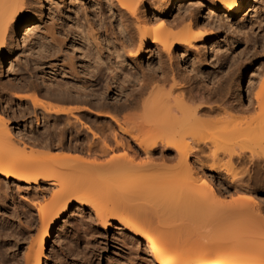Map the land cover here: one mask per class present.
Listing matches in <instances>:
<instances>
[{
	"label": "rangeland",
	"instance_id": "1",
	"mask_svg": "<svg viewBox=\"0 0 264 264\" xmlns=\"http://www.w3.org/2000/svg\"><path fill=\"white\" fill-rule=\"evenodd\" d=\"M28 4H31V7L28 5L26 8L25 24L22 23L17 29L14 41L7 42L5 57L0 62V92H3L0 93L3 99V102L0 101L2 110L0 111L3 114L6 113L10 121V129L17 139L37 143L35 151H31V153H37L34 158L43 161L46 157L52 156V153H57L61 157L65 156V153L81 155L82 162L77 163H81L79 168L74 162L78 173L75 168L72 170L73 173L62 171V169L57 170L58 166L56 170H48L47 174L53 178H91L88 181L83 179L87 186L83 180L80 182L78 180L77 184L74 182V186L85 190L83 192L87 190L86 193L89 195L94 194L100 198V202L106 201L101 198L103 195L107 193L109 197V194L110 196L112 194L108 188V181L104 182L107 178L113 183L117 179L111 180V178H128L130 173L133 178H147L149 175L152 178H156V175H160L161 178H176V162L164 163L157 158L148 159L143 152L134 154V151L139 150L138 146L132 142V149L125 148L126 135L118 130L119 125L120 128L127 127L128 131H135L137 128V133L140 134H145L146 128L148 131L151 127L148 125L153 124V117L144 109L143 104L150 100L151 92L157 86L161 91L160 87H164L167 82L163 81L165 77L171 78L172 73L176 74L179 82L186 87L191 85L195 91L204 89L235 93L239 90L237 87H240L245 106L250 105L247 88L251 77L256 79L253 95L260 92L264 84V70L260 69L264 62L259 60L263 58L264 0H251L244 13L235 19H228L221 10H214L211 13L209 6L201 0H174L171 9L169 8L166 12L160 4L156 9L149 7L146 13L148 18L155 20L163 18L169 22L189 15L190 12L198 13L196 15L201 28L196 29L194 33H201L204 37L195 44L196 48H176L172 56L162 53L153 45L140 53L138 58H133V53L137 50L130 44L132 32L133 37L137 36V26H134L133 21L125 22L131 34L126 32L124 27L120 28V16L115 9L116 0H28ZM159 22V24L154 22V25L160 26L161 21ZM38 26L40 28H37ZM167 27L175 30L173 27ZM32 29L34 32L31 31ZM137 39L135 38L138 45ZM152 84L155 85L152 86ZM150 86L155 88L149 89ZM20 87L24 90L20 91ZM168 87L169 85H165L164 90ZM17 91L23 93L24 97L37 98L39 103L34 105L32 97L19 100L14 95ZM85 106L90 107L94 112L76 111L69 118L68 115L47 114L46 110L49 109L48 107L82 109ZM248 111L251 113L247 111L244 114L231 113L236 117L239 114L251 116L252 113H260L258 105ZM96 112L109 114V117L99 116ZM221 115L217 116L224 119V114ZM110 116L118 119L120 124L113 121ZM126 118L132 120V125L136 120V128L131 125V121L125 120ZM117 141H123L121 143L123 149ZM125 158L130 162H127ZM170 170L175 171V174ZM199 170L204 172L206 177L213 179L214 187L219 194H227L229 189H227L228 184L224 183L226 178L224 173H220L223 176L219 177L218 174H211L207 168L205 171L200 168ZM153 173L159 174L153 175ZM99 179H103V182ZM2 182L0 183V253L3 254L4 250H8L4 253L5 255L3 254L8 258L7 264H26L28 248L31 247L42 227L37 208L50 201L57 187L41 183L39 186L18 188L14 181ZM111 182L109 184H112ZM88 185H90L89 188ZM99 190L104 191L103 195H100ZM165 190L172 191L169 188ZM261 190L258 201L262 206L260 213L264 217V187ZM241 195H244L243 198L246 197L245 194L233 197L236 196L234 199L237 200V196L240 198ZM150 200L152 199L149 198ZM149 201L146 200L144 204L147 205ZM152 203L148 205L154 208ZM149 210L150 208H147L146 211ZM209 211L210 217L212 212ZM217 213L219 217V212ZM206 215H203L204 221H201L204 222V228L208 227L211 231L208 230L206 240L221 238L219 240L221 244L218 243L230 250L228 246L232 245L231 240L228 241L227 233L232 227L236 231L239 228L245 229L238 227L242 222L230 225L234 219L225 220L228 225L223 229L219 227L218 221L216 225L219 230L214 224L216 222L214 216L217 214H213L211 220L209 217L206 218ZM205 219H208L207 222ZM213 219H215L214 222ZM248 222L245 220L244 223L247 224L245 226L249 228L247 232L250 233L255 226L252 222L249 224ZM112 226L105 231L104 227L97 223L91 206L81 207L78 202H74L62 221L57 224L48 242L43 264H129L128 257L131 252L129 253L122 244L123 241L121 242L122 231L116 229L121 225L112 222ZM203 226L200 227L203 228ZM204 228L201 229L202 234L207 232ZM243 232L246 233V229ZM96 238L99 242L102 241L100 250L96 249L98 244H94ZM133 256L130 259H134V264H143V261L149 258L146 254L144 255V251ZM234 258H226L223 264H232L236 260Z\"/></svg>",
	"mask_w": 264,
	"mask_h": 264
},
{
	"label": "bare ground",
	"instance_id": "2",
	"mask_svg": "<svg viewBox=\"0 0 264 264\" xmlns=\"http://www.w3.org/2000/svg\"><path fill=\"white\" fill-rule=\"evenodd\" d=\"M201 1L209 6L211 13L214 10H221L228 19H235L244 13L251 0ZM173 3L174 0H116V8H114L117 9V14L120 16V28L124 27L125 31L129 33V29L125 25L127 21H133L135 22L134 26H137V36L133 37V32L132 36L130 35V44L137 50L136 53H133V58H138L140 53L145 52L153 45L169 56H172L176 48L197 47L195 44L204 37L201 33H194L196 29L201 28L199 18L196 15L198 13L190 12L189 15L172 20L173 22L163 18L150 19L146 15L149 7L156 9L157 5L160 4V7L163 6L166 12L169 8L171 9ZM28 5L31 7L28 0H0V62L5 57L7 42L9 40L14 41L17 29L21 27L27 18L26 8ZM161 11L160 15L163 12ZM159 21H161V24L156 27L154 22L159 24ZM221 24L220 26H223ZM166 26L173 27L175 30H170ZM229 26L231 27L230 23ZM27 29L29 28L27 27ZM35 31L37 30L35 29ZM129 34H131V31ZM135 38H138V45ZM262 51L263 58L259 60L264 62V40L262 41ZM261 65L262 68L260 69L264 70V63ZM177 79L176 74L173 73L171 78H164L163 81L169 83L166 82L165 84L169 85L165 89L166 91L164 90L165 85L160 87L161 91L158 86L156 89L151 86L149 88L154 89V91L151 92L150 100L144 103L143 107L153 117V126L148 125L152 127H150L151 132L148 127L149 132L146 131V128L145 131L143 130L145 134L137 133L136 120L132 125L130 118L125 120L131 121V125L136 128H134L136 132L130 129L128 131L127 127L126 130L122 124L121 128L118 125V130L126 135L124 138L127 144L125 148L132 149L131 143L133 142L140 150L137 149L138 151H134V154L143 152L148 159L157 158L164 163L176 162L177 173L175 174V171L170 170L176 178H161L160 175H156L159 173H153L156 178H152L150 175V178H133L130 173L129 177L132 176L131 178H111V180L117 179L114 183L108 178L106 180L103 178L105 183L108 181V188L112 192L111 196L109 194V197H107L106 192L107 195H103L104 191L100 192L99 190L100 195H103L101 198L106 200L104 203L103 200L101 203L100 198H97L94 194H87V190L83 192L85 190L74 186V182L77 184L80 180L88 181L91 178H53L47 174L48 170H56L58 166L59 169L57 170L62 169V171H72L76 166L79 168L81 163H77L82 162L81 155L65 153V156L61 157L57 153H52L53 155L46 157L45 161L34 158L37 153H31V151H35L37 143L17 139L10 129V121L6 117V113H1L2 110L0 109V183L1 181L5 183L14 181L18 188L39 186L41 183L52 184L57 187V190L53 191L50 201L48 200L47 204L39 205V208H37L42 227L32 245L30 244L31 247L28 248L26 264H43L48 242L51 240L57 224L62 221L74 202H78L81 207L91 206L97 223L101 224L105 231L113 227L112 222L121 225L116 229L122 231L121 242L123 241L124 247L129 250V253L131 252L128 258L130 259L134 254L138 255L144 251V255L146 254L149 258L145 262L143 261V264H223V261L229 257H235L234 259H236L232 264H264V217L260 213L262 206L258 201L259 192L264 187V84L260 92L253 95L256 79L251 77L247 88L250 105L245 106L240 87H237L239 90L235 93L224 92V90L207 91L201 89V91L199 89L195 91V88L189 86L187 82L186 84L189 87H186ZM180 81L182 80L180 79ZM154 85L152 84V86ZM20 88V91L24 90L22 87ZM3 91L5 92V90ZM14 95L19 100L28 98L18 91ZM31 97L29 98L31 99ZM33 100L34 105L39 103L37 98ZM0 101L3 102L1 95ZM256 105L260 109L259 114L241 115L242 113H251L248 110L253 109ZM48 108L46 109L47 114L68 115L69 118L76 111L94 112L88 106L82 109L75 107ZM231 112H241L239 115L243 117H238L239 115L236 117ZM96 113L99 116L109 117V114L106 113ZM223 114L224 119L217 116H223ZM215 117L217 118L215 119ZM110 118L120 124L118 119L112 116ZM125 120L124 122L127 123ZM140 120L141 122L144 121L142 118ZM138 122L140 123L139 120ZM59 144L62 143L59 142ZM121 145L120 148L123 149V145ZM28 151H30L29 154ZM125 159L127 160V158ZM127 162H130V160L128 159ZM77 168H75L76 173H78ZM199 168L202 171L207 168L211 174H218L219 177L223 176L220 173H224L226 175L224 183L228 184L227 189H229L227 194L225 193V195L223 192V194H219L214 187L213 179L206 177L205 173L201 172ZM148 171H146V174H148ZM102 180L100 181L103 182ZM172 181L173 183H170ZM109 182L112 184H109ZM91 183L93 182L91 181ZM97 186L94 188L96 189ZM89 187L90 185H88ZM165 188L172 191H167ZM219 192L221 193L220 190ZM233 194H245L247 198H243L244 195H241L240 198L237 196L238 199L236 200L234 199L236 196L233 197ZM149 198L152 199L151 202ZM146 200L149 201L148 203L153 202L151 205H154V208L149 207L150 204L148 205V203L147 205L144 204ZM221 200L226 201V203L223 204ZM145 206H148V209L150 208V212L146 211ZM209 210L212 212L211 216L217 214L216 217L214 216L216 220H212L213 222L216 221L214 224L217 229L219 227L224 229L228 225L225 220L229 219L236 221L229 220L231 221L230 225L242 222L238 227L246 229L245 233L243 232L245 229L240 230L239 228L236 231L232 227L231 233H227L228 241L231 240L232 245L228 246L229 249L231 248L230 250L220 245L221 241L219 240L221 238L206 240L209 228H204V222L201 221H204L203 215H206L207 212L206 218L209 217ZM203 212L205 213L202 214ZM217 212H219V217ZM210 217L211 220L213 216ZM205 220L207 222L208 219ZM245 220L250 221L248 224L252 222L255 226L250 233L247 232L249 228L245 226ZM200 226H203L204 230L207 229L208 233L205 232L206 235L201 233L203 228ZM98 240L96 238L94 244H98V246L96 245L98 248H95L100 250L102 241L99 242ZM234 241L235 244H233ZM135 246L137 247L135 248ZM6 250L4 251L6 252ZM3 254L0 253V264H7L8 258ZM129 259V264H134V259Z\"/></svg>",
	"mask_w": 264,
	"mask_h": 264
}]
</instances>
